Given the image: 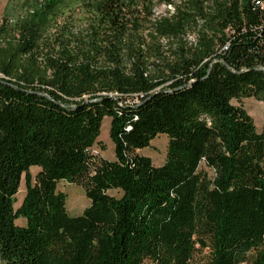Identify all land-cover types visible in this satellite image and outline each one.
<instances>
[{"label":"trees","instance_id":"16d2710c","mask_svg":"<svg viewBox=\"0 0 264 264\" xmlns=\"http://www.w3.org/2000/svg\"><path fill=\"white\" fill-rule=\"evenodd\" d=\"M44 3L40 15L84 11L109 64L68 51L30 69L36 25L0 28V264H264V127L241 105L264 106V0ZM158 6L170 10L153 21ZM146 32L167 42L162 74ZM160 135L156 167L137 152ZM61 182L83 189L82 215Z\"/></svg>","mask_w":264,"mask_h":264},{"label":"rangeland","instance_id":"374dc122","mask_svg":"<svg viewBox=\"0 0 264 264\" xmlns=\"http://www.w3.org/2000/svg\"><path fill=\"white\" fill-rule=\"evenodd\" d=\"M45 0H0V28L13 27L17 29H24V27L35 26L38 37L35 41V49L30 56L26 57L27 67L37 70L43 67L50 61L58 60L61 54L65 52H73L74 54H88V51L93 53L94 61L99 66H108L109 61L105 59L106 55H101L104 48H106V37L93 36L89 29V19L84 11L77 5L71 11H66L62 16H53L51 11H47L40 15L44 10ZM169 7L158 6L153 10V21L159 19L160 16L165 15ZM45 12V11H44ZM35 13V14H34ZM37 15L40 18L37 19ZM34 28V27H33ZM89 30V31H88ZM73 33V35H71ZM16 38H19L18 31ZM155 36V35H154ZM149 37L147 32L141 38L145 43V50L151 59L153 65H150L149 71L154 74H162L166 70L167 62L164 58L167 55V45L165 40H157L156 37ZM156 38V39H155ZM198 34L189 31L185 36V41L192 48L199 46ZM131 44L132 42H125ZM98 50L95 52L94 50ZM100 56H98V55ZM31 71V70H29ZM167 72V71H166ZM163 73V74H166ZM29 73V72H28ZM31 73V72H30ZM116 95V94H115ZM239 105L237 102H233ZM241 105L253 119L256 130L262 133L264 127V106L262 103L250 99L244 100ZM111 119L105 118L102 124L101 135L99 140L105 147L101 155L108 160L115 159L114 144L110 137ZM168 146V138L165 135L158 136L152 141L151 146L137 152L140 155L151 159L154 166L159 167L165 163L166 152ZM95 152H100V147L94 148ZM32 177H35L39 169L32 168L30 170ZM19 193L16 196L17 203L15 209H18L25 196V176H23ZM58 191L66 194L67 203L66 210L69 215L76 217L90 206V201L86 198L83 189L80 187L61 182L57 187ZM113 196H118L116 191L110 192ZM18 221V225H24L25 220Z\"/></svg>","mask_w":264,"mask_h":264},{"label":"bare ground","instance_id":"6f19581e","mask_svg":"<svg viewBox=\"0 0 264 264\" xmlns=\"http://www.w3.org/2000/svg\"><path fill=\"white\" fill-rule=\"evenodd\" d=\"M263 7V6H262Z\"/></svg>","mask_w":264,"mask_h":264}]
</instances>
